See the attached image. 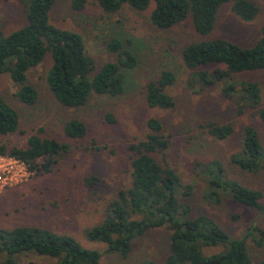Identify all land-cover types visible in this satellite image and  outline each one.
Returning <instances> with one entry per match:
<instances>
[{"label":"rangeland","instance_id":"1","mask_svg":"<svg viewBox=\"0 0 264 264\" xmlns=\"http://www.w3.org/2000/svg\"><path fill=\"white\" fill-rule=\"evenodd\" d=\"M248 1L259 9L253 22L238 19L231 11V3H226L218 9L211 33L200 36L194 31L190 14L170 29L154 27L149 20L152 4L145 11L123 6L116 13L105 14L95 0H85L80 10L73 8V0H55L49 23L82 37L94 71L117 61V56L107 48L111 38L120 40L124 49L132 53L136 66L124 70L125 88L121 95L92 94L86 105L78 108L61 105L49 90L46 77L52 64L50 54L28 73L29 83L38 95L32 106L15 97L16 88L8 73L0 75V96L17 112L19 119L14 133L0 135V145L24 148L27 139L39 129L40 137L69 145L68 152L58 158L50 172L38 175L31 171L27 182L0 192V229L37 226L69 235L83 248L99 252V264H164L170 236L167 227L149 230L135 239L125 259L106 252L105 245L85 238L87 230L104 220L108 204L128 187V147L145 139L149 133L147 122L153 118L162 126L159 134L168 141L167 163L182 184L192 188L189 197H180L189 206L190 217L211 218L232 238L245 240L252 264L264 263V209L257 211L226 197L218 204L207 201L206 179L211 178L214 170L198 167L219 162L228 178L260 191V203L264 207V169L250 173L230 162V157L240 151L242 132L247 126L256 129L264 148V127L255 111L238 114L219 84L204 86L198 81V72H212L223 66L189 69L181 54L186 45L202 40L223 39L242 48L252 47L264 26V1ZM25 25V2L0 0L3 35ZM163 71L175 76L174 83L166 88L174 106L168 110L151 109L145 102V88ZM235 80L230 83H257L264 107V70L237 74ZM75 119L87 129L81 139H70L64 133L66 124ZM209 122L230 124L234 133L226 140H215L204 128ZM91 178L92 184L87 181ZM222 251L219 245L204 248L202 253L209 256ZM18 260L20 264H56L54 259L33 254L20 256Z\"/></svg>","mask_w":264,"mask_h":264},{"label":"trees","instance_id":"2","mask_svg":"<svg viewBox=\"0 0 264 264\" xmlns=\"http://www.w3.org/2000/svg\"><path fill=\"white\" fill-rule=\"evenodd\" d=\"M25 2L26 25L4 36L0 29V75L8 73L16 88L15 97L32 106L38 95L29 83L28 73L50 54L52 64L46 81L54 98L61 105L78 108L86 105L92 94L118 96L124 91V70L136 66V59L123 43L111 38L108 51L117 56L116 62L104 64L94 71L92 59L87 55L82 37L49 23V13L55 0H22ZM105 14H113L123 6L145 11L152 4L150 23L167 30L191 15L194 31L206 36L213 30L218 9L231 3L232 13L244 22H253L258 7L248 0H95ZM264 1V0H262ZM85 0H73L76 10L83 8ZM184 65L198 69L210 65L218 67L212 72H198L197 79L204 86L219 84L223 95L231 100L237 113L255 111L264 127V107L261 90L255 82H237L235 75L264 70V26L260 37L250 48H242L223 39L202 40L186 45L182 52ZM92 72L94 73L93 75ZM175 81L170 71H163L145 88V102L151 109L168 110L174 100L166 88ZM236 81V80H235ZM109 120L112 118L107 116ZM19 125L17 112L0 96V135L14 133ZM149 133L144 140L132 143L130 152V182L119 191L107 206L104 220L85 232V238L106 247L122 259L132 250L133 241L149 230L167 227L168 254L164 264H252L244 239L232 238L218 223L201 215L190 217V208L180 201L189 197L191 186H184L178 174L165 159L168 141L159 133L161 124L156 119L147 122ZM208 136L223 141L232 136L230 124L209 122L204 125ZM27 139L26 147L0 145V155L22 160L36 173H48L69 145L42 138L39 133ZM86 126L79 120H70L64 129L70 139H81ZM240 151L230 162L241 170L257 173L264 169V148L255 128L247 126L242 132ZM212 167L211 178L206 179L205 199L218 204L224 197L232 202L263 211L262 193L247 188L226 176L219 162L199 165ZM93 178L87 181L92 184ZM221 245L223 251L205 256L204 248ZM33 254L56 260V264H99L100 253L83 248L73 237L54 233L37 226L0 229V264H20L19 257ZM264 264V263H262Z\"/></svg>","mask_w":264,"mask_h":264},{"label":"built area","instance_id":"3","mask_svg":"<svg viewBox=\"0 0 264 264\" xmlns=\"http://www.w3.org/2000/svg\"><path fill=\"white\" fill-rule=\"evenodd\" d=\"M31 175V170L22 160L0 155V192L27 182Z\"/></svg>","mask_w":264,"mask_h":264}]
</instances>
